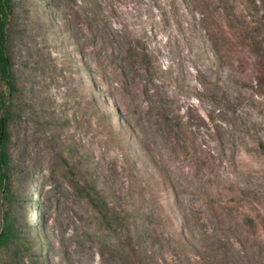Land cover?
Wrapping results in <instances>:
<instances>
[{"label": "rangeland", "instance_id": "rangeland-1", "mask_svg": "<svg viewBox=\"0 0 264 264\" xmlns=\"http://www.w3.org/2000/svg\"><path fill=\"white\" fill-rule=\"evenodd\" d=\"M9 3L0 264H264L262 0Z\"/></svg>", "mask_w": 264, "mask_h": 264}, {"label": "trees", "instance_id": "trees-1", "mask_svg": "<svg viewBox=\"0 0 264 264\" xmlns=\"http://www.w3.org/2000/svg\"><path fill=\"white\" fill-rule=\"evenodd\" d=\"M264 10V0H262ZM9 0H0V78L3 87L0 88V184L4 191V197L10 198V185L8 183L10 173V154L8 143L10 141L9 124L11 111L8 108V95L14 87L11 57L7 51V24L10 18ZM12 222L6 219V224L0 231V245L7 244L11 236Z\"/></svg>", "mask_w": 264, "mask_h": 264}]
</instances>
